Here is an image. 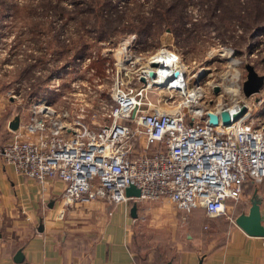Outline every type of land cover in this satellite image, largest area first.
<instances>
[{
  "label": "built area",
  "instance_id": "built-area-1",
  "mask_svg": "<svg viewBox=\"0 0 264 264\" xmlns=\"http://www.w3.org/2000/svg\"><path fill=\"white\" fill-rule=\"evenodd\" d=\"M132 38L117 44L106 68L111 81L105 122L84 120L85 104L55 108L32 101L18 128L0 143V161L41 187L48 178L61 180L62 207L90 199L113 207L165 197L178 209L200 206L206 217L225 214L226 202L238 200L244 184L264 176V118L250 114L251 103L236 94L237 82L226 101L205 105L212 94L226 92L222 84L200 83V68L188 74L173 48L161 45L142 54ZM226 50L229 61L234 57ZM241 105L245 111L237 119L220 123V109L230 115ZM207 111L217 115L216 124L207 121ZM129 183L137 196L124 194Z\"/></svg>",
  "mask_w": 264,
  "mask_h": 264
},
{
  "label": "rangeland",
  "instance_id": "rangeland-1",
  "mask_svg": "<svg viewBox=\"0 0 264 264\" xmlns=\"http://www.w3.org/2000/svg\"><path fill=\"white\" fill-rule=\"evenodd\" d=\"M87 1L93 6L90 11L85 7ZM96 1L0 0V96L15 101L17 112L23 113L22 120L32 101L44 100L55 108L76 109L85 104L84 120L91 125L105 122L104 109L110 102L111 81L110 70L106 68L115 56L117 44L129 35H133V48L142 54L167 45L179 54L188 74L200 68L196 74L200 83L222 84L226 92L212 94L205 105H213L215 101L223 103L228 94H233L235 89L229 77L237 70L236 94L249 101L257 116L264 118V77L257 92L244 96L241 90L244 63H250L257 73L264 75V21L254 18L255 14L262 16L259 8L262 1L179 0V25L183 30L178 37L174 36L171 24L166 23L169 22L164 18L166 15L152 17L159 3L169 5L171 0H109L121 17V24L99 37L101 31L95 15L100 12ZM231 4L236 7L235 13L225 10ZM141 17L149 19L143 34L129 25L130 22L137 24ZM226 48L238 59L234 66L225 56ZM153 95L147 93L150 99ZM257 185L264 186L263 177L254 186ZM156 201L171 204L165 197L135 201L137 213L129 227L135 250L160 251L156 241L169 234L164 232L163 236L157 232L163 222L148 210ZM187 220L199 221L192 214H188ZM176 223L180 224L179 218Z\"/></svg>",
  "mask_w": 264,
  "mask_h": 264
},
{
  "label": "crops",
  "instance_id": "crops-1",
  "mask_svg": "<svg viewBox=\"0 0 264 264\" xmlns=\"http://www.w3.org/2000/svg\"><path fill=\"white\" fill-rule=\"evenodd\" d=\"M17 111L12 98L0 96V143L11 135L8 122L16 113L22 121L23 113ZM249 112L258 115L251 106ZM256 183L244 184L241 197L227 201L223 215L206 217L200 206L148 205L163 222L157 232H169L156 241L157 249L168 252L155 255L133 249L130 203L110 207L102 199H90L62 207L61 180L48 178L41 187L0 161V264H264L263 238L245 233L233 221L247 210L253 192L264 212V186ZM188 214L199 221L187 220ZM18 249L21 259L15 261Z\"/></svg>",
  "mask_w": 264,
  "mask_h": 264
},
{
  "label": "water",
  "instance_id": "water-1",
  "mask_svg": "<svg viewBox=\"0 0 264 264\" xmlns=\"http://www.w3.org/2000/svg\"><path fill=\"white\" fill-rule=\"evenodd\" d=\"M245 76L241 82V90L244 96H248L254 92H257L261 83L263 81V74L257 73L250 63H244ZM149 75L152 76L153 72L150 71ZM213 90H217V86L213 87ZM245 111V106L241 105L239 109L230 115L227 110L222 108L219 110V119L221 124H228L230 121L237 119ZM207 121L211 124L217 123V115L212 111L206 112ZM19 114L16 113L14 118L8 122L10 130H15L18 125ZM125 195H138V188L133 184L129 183L123 189ZM249 206L245 212H239L233 219L234 223L240 227L245 233L251 235H264V212L259 208V198L255 192L251 194L248 198ZM136 204L135 201H131L129 205V215L131 217L136 216ZM13 259L19 261L21 259V254L19 249L15 251ZM163 264H169V261Z\"/></svg>",
  "mask_w": 264,
  "mask_h": 264
},
{
  "label": "trees",
  "instance_id": "trees-1",
  "mask_svg": "<svg viewBox=\"0 0 264 264\" xmlns=\"http://www.w3.org/2000/svg\"><path fill=\"white\" fill-rule=\"evenodd\" d=\"M215 3H218V1L220 0H213ZM223 1V0H221ZM226 1H233V0H226ZM255 3H257V0H253ZM262 1V4H260V10L263 12L262 16H258L257 14H255V19L259 18L260 20L264 21V0H258ZM235 2V0H234ZM97 4V9L99 8V14L98 16L95 15V22L97 23L98 27H100V31L98 32V36H104L106 34H108V32H111L112 30H114L117 26H119V24H121V17L118 13H116V10L114 8V5L109 2V0H102V1H96ZM112 7H111V6ZM220 5V4H219ZM232 5V4H231ZM229 7H225V10H232V12H236V7L234 5ZM159 6V8L157 10H153V15L152 17L154 18H159L158 16H164L166 15L164 18L165 20H169V22H166L167 24H171V26L173 27V34L175 37H178L180 34H182V26L179 25L180 23V11H181V1L179 0H171L169 2V5H164L159 3L157 5V7ZM85 7L87 8L88 11L92 10V5L90 1H87L85 3ZM105 8L104 11H101L100 9ZM225 12V11H223ZM226 13V12H225ZM173 15H175L176 17H172ZM100 17V19H99ZM142 20H138V23L136 24H132V22H130V27L131 29L139 32L140 34H143L144 31H142L144 28V30L147 29L148 25H149V19L145 18V17H141ZM258 19V20H259ZM139 30V31H138ZM186 36V35H185ZM187 37V36H186ZM177 41V40H176ZM83 48V47H82ZM92 65H94V61H92ZM264 179V176H263ZM252 182H247L250 183L251 185L254 184ZM135 252H141V251H147L145 249H139V250H135ZM155 255L160 254L159 251L153 250L152 251Z\"/></svg>",
  "mask_w": 264,
  "mask_h": 264
},
{
  "label": "bare ground",
  "instance_id": "bare-ground-1",
  "mask_svg": "<svg viewBox=\"0 0 264 264\" xmlns=\"http://www.w3.org/2000/svg\"><path fill=\"white\" fill-rule=\"evenodd\" d=\"M225 53H228V50H224ZM231 65H235L237 63V60H235L234 58H230L229 59ZM225 74V73H224ZM238 77V71L237 70H234L233 73L230 74V84H231V87L234 88L235 90H233V94H235L236 92V89H237V84H236V79Z\"/></svg>",
  "mask_w": 264,
  "mask_h": 264
}]
</instances>
